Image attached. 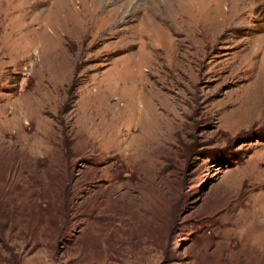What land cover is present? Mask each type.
I'll use <instances>...</instances> for the list:
<instances>
[{
  "label": "rangeland",
  "instance_id": "374dc122",
  "mask_svg": "<svg viewBox=\"0 0 264 264\" xmlns=\"http://www.w3.org/2000/svg\"><path fill=\"white\" fill-rule=\"evenodd\" d=\"M230 2L0 0V264H264V0Z\"/></svg>",
  "mask_w": 264,
  "mask_h": 264
},
{
  "label": "bare ground",
  "instance_id": "6f19581e",
  "mask_svg": "<svg viewBox=\"0 0 264 264\" xmlns=\"http://www.w3.org/2000/svg\"><path fill=\"white\" fill-rule=\"evenodd\" d=\"M232 2H233V0H231V2H230L231 6L228 7L225 10L224 14H222V15L219 14L218 15V16L221 17V18H219V19H221L219 25L221 26V30L222 29L224 30L223 34H225L226 29H229V28H231L232 25L236 24L237 19L243 13L242 11H240L239 13H236L237 6L235 4H233ZM233 13H235V14H233ZM33 35H34L33 36V40L24 41L25 34L24 35L22 34L21 38L18 40V41H20V45H18V46L15 45L13 50L17 49L19 51L21 50V51L24 52V51H29V50H31V49H33L35 47L38 48V49H41V48H39L40 42L36 40V34H33ZM102 38H104V36H102L101 39ZM11 40H14V39H11ZM11 40H9L6 43V46H5L6 48L9 47V42ZM213 40H214L213 38L209 39L206 42V45L203 46V48L201 50V55L203 57H207L208 54H210L211 52H215L219 42L217 40L216 41H213ZM256 47L257 48L255 50V48L253 46H251V51L252 52H257V51L264 50V39L263 38L261 39L259 44L256 45ZM36 48L34 49L35 51H36ZM199 51L200 50L196 49V51L194 53V57H199L200 56ZM52 61L55 62V64L57 63V56L56 55L53 56V60ZM191 61H192V59H191V57H189V53H187L185 55V64H189V63H191ZM260 79L261 78L258 75H256V77L254 78L253 82H251L250 85L246 86L247 89H253L254 92L257 94L258 97H254L257 100V102H258V100H263L264 99V79H262V80H260ZM108 98H110V97H107V99ZM141 98L142 97H139L136 94H132L131 93L130 97H126V101L124 102L123 105H119L118 104L120 106V108H118L120 114L122 116H124V117H126V116H129V117H132V118L134 117V119H137L139 117V120H143L144 116L147 118L148 117L147 116L148 115L147 107L145 108V106H144L143 108H141L140 105L137 107V102L140 103L141 100H142ZM257 102H256V104H257ZM256 104L254 105V109L257 107ZM104 105L105 106H101L98 109V111H99V116H102L103 118H104V116L108 117V121H105V126L106 127L107 126L110 127L113 123L117 124V120H119V119L118 118L115 119L113 117V114H112V113H114L116 111L115 106L117 105V103H111V104L110 103H105ZM251 109H253L252 105H251ZM137 112H138V114L136 115ZM94 113H96V112H94ZM134 119H133V122H135Z\"/></svg>",
  "mask_w": 264,
  "mask_h": 264
}]
</instances>
